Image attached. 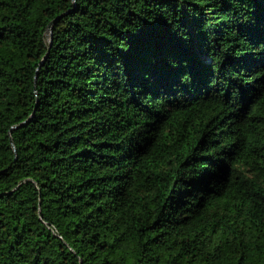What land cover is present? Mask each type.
Segmentation results:
<instances>
[{"label":"trees","instance_id":"obj_1","mask_svg":"<svg viewBox=\"0 0 264 264\" xmlns=\"http://www.w3.org/2000/svg\"><path fill=\"white\" fill-rule=\"evenodd\" d=\"M0 264H264V0H0Z\"/></svg>","mask_w":264,"mask_h":264},{"label":"water","instance_id":"obj_2","mask_svg":"<svg viewBox=\"0 0 264 264\" xmlns=\"http://www.w3.org/2000/svg\"><path fill=\"white\" fill-rule=\"evenodd\" d=\"M54 23V21L51 23V25H50V28H49V35H50V41H52V24ZM43 62H41V64H42Z\"/></svg>","mask_w":264,"mask_h":264}]
</instances>
